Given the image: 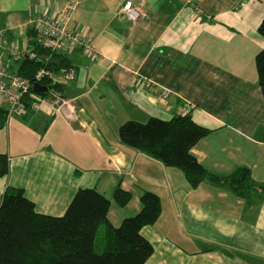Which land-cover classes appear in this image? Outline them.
Masks as SVG:
<instances>
[{"label":"crops","instance_id":"0c3cea01","mask_svg":"<svg viewBox=\"0 0 264 264\" xmlns=\"http://www.w3.org/2000/svg\"><path fill=\"white\" fill-rule=\"evenodd\" d=\"M71 2L0 0V63L17 74L23 60L7 46L28 47L33 20L58 17ZM78 2L70 26L102 55L67 56L75 77L60 91L75 101L80 121L30 110L0 127V156L10 165L0 176V206L6 190L18 188L39 213L62 217L80 189L95 188L111 201L109 219L119 227L139 214L141 197L151 191L163 210L142 230L154 245L145 264H264V192L249 204L210 181L194 188L184 172L119 135L130 120L191 112L212 130L192 150L198 161L219 176L248 168L264 185V96L256 68L264 0ZM126 3L142 10L138 22L119 13ZM0 109L7 110L2 98ZM118 187L132 194L126 207L115 201Z\"/></svg>","mask_w":264,"mask_h":264},{"label":"trees","instance_id":"16d2710c","mask_svg":"<svg viewBox=\"0 0 264 264\" xmlns=\"http://www.w3.org/2000/svg\"><path fill=\"white\" fill-rule=\"evenodd\" d=\"M259 32L264 36V20ZM29 47L36 59L21 61L18 75L35 83L43 67L55 71L71 68L65 54H53L40 42L34 26L28 28ZM62 61L60 67L50 63ZM256 68L264 96V50L256 57ZM52 89H62L54 79L44 82ZM34 91V89H32ZM7 110L0 109V127L6 124ZM212 132L195 122L191 112L170 120L151 117L146 122L130 120L119 130L120 140L167 167L186 175L192 187L204 181L229 188L236 196L252 203L264 185H259L248 168H239L228 176L208 171L192 153L193 148ZM0 176L10 172L7 156H0ZM114 198L121 207L132 200L129 191L118 187ZM142 209L115 227L109 219L111 201L95 188L80 189L62 217L41 214L23 189L9 187L0 206V264H145L154 253L153 243L142 230L155 225L162 214V200L154 192L141 197Z\"/></svg>","mask_w":264,"mask_h":264},{"label":"built area","instance_id":"2783aa9c","mask_svg":"<svg viewBox=\"0 0 264 264\" xmlns=\"http://www.w3.org/2000/svg\"><path fill=\"white\" fill-rule=\"evenodd\" d=\"M78 4V0H72L58 17L39 15L33 20V26L39 33L42 46L51 53L69 56L77 50H82L87 57L101 60L102 55L96 51L93 41L70 26ZM119 13L135 23L143 16L142 10L131 3H126ZM4 35L5 31L0 30V37ZM7 50L18 60L37 58V53L29 46L23 49L19 48L18 44H13L7 46ZM58 73L67 81L75 77V72L71 68H63ZM58 73L49 67H43L35 75L33 83L25 77L11 73L0 63V98L7 105L6 123L16 116L27 114L30 110L48 112L53 117L61 116L69 124L80 121L75 101L64 96L60 90L52 89L49 92L48 88L44 94L32 91L37 84L45 86L44 82L56 80ZM188 111L189 108H186L185 112Z\"/></svg>","mask_w":264,"mask_h":264},{"label":"water","instance_id":"95a60500","mask_svg":"<svg viewBox=\"0 0 264 264\" xmlns=\"http://www.w3.org/2000/svg\"><path fill=\"white\" fill-rule=\"evenodd\" d=\"M50 63L55 67H60L62 65V61L58 58L51 59ZM34 91L38 94H44L48 91V87L37 84L34 86Z\"/></svg>","mask_w":264,"mask_h":264},{"label":"rangeland","instance_id":"374dc122","mask_svg":"<svg viewBox=\"0 0 264 264\" xmlns=\"http://www.w3.org/2000/svg\"><path fill=\"white\" fill-rule=\"evenodd\" d=\"M138 8V7H137ZM63 77L61 76V75H59V73L57 74V77H56V82H58V83H63V82H65L64 84H66L67 82V80H64V79H62ZM62 79V80H61ZM63 81V82H62ZM165 120H169V119H165ZM142 122V121H141ZM173 169H177V170H179V171H182V170H180V169H178V168H175V167H172ZM149 192H151V191H149ZM119 209H121V208H119ZM169 212L168 211H165V215H166V218H165V220H164V223H166V219H167V214H168ZM137 214V213H136ZM134 216H136V215H131L130 217H128V218H131V217H134Z\"/></svg>","mask_w":264,"mask_h":264}]
</instances>
